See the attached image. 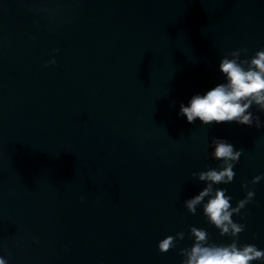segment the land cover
Listing matches in <instances>:
<instances>
[{"label": "water", "instance_id": "95a60500", "mask_svg": "<svg viewBox=\"0 0 264 264\" xmlns=\"http://www.w3.org/2000/svg\"><path fill=\"white\" fill-rule=\"evenodd\" d=\"M261 46L264 0H0V255L181 264L189 225L229 242L184 206L204 186L192 173L217 165L213 136L240 148L233 180L216 185L235 204L264 173V126L189 123L178 109L221 80L229 50ZM248 187L238 242L264 248V178Z\"/></svg>", "mask_w": 264, "mask_h": 264}, {"label": "clouds", "instance_id": "9594fccd", "mask_svg": "<svg viewBox=\"0 0 264 264\" xmlns=\"http://www.w3.org/2000/svg\"><path fill=\"white\" fill-rule=\"evenodd\" d=\"M248 49L238 47L229 50L219 59L218 71L221 80L206 88L203 92L192 94L187 102L179 104L178 115L189 123L197 119L201 124L233 122L244 125L264 126V120L252 110L255 105L264 113V46L254 50L251 55ZM243 53V55H242ZM46 63H55L51 57ZM209 147L210 155L218 161L215 167L193 172L192 175L204 182V186L184 200V206L191 213H196L198 206L206 220L214 225L221 235L232 239L227 243H216L209 239L203 227L189 225L192 243L179 249L182 255L181 264H252L259 261L264 264V248L254 243H239L238 235L245 224L233 219V214H240V209L253 200L255 191L248 187L264 178L258 173L251 181H242L245 195L232 203L227 190L216 185L233 180L234 165L239 161L242 150L228 140L213 136ZM184 232L167 234L157 241L160 251L175 247L183 239ZM0 264H8L5 256L0 255Z\"/></svg>", "mask_w": 264, "mask_h": 264}]
</instances>
